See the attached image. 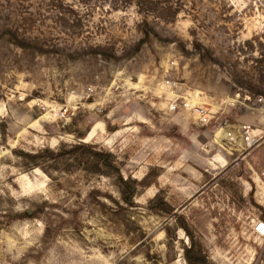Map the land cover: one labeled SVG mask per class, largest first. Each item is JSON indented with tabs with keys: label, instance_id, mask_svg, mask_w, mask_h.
<instances>
[{
	"label": "rangeland",
	"instance_id": "1",
	"mask_svg": "<svg viewBox=\"0 0 264 264\" xmlns=\"http://www.w3.org/2000/svg\"><path fill=\"white\" fill-rule=\"evenodd\" d=\"M262 220L264 0H0V264H264Z\"/></svg>",
	"mask_w": 264,
	"mask_h": 264
},
{
	"label": "trees",
	"instance_id": "2",
	"mask_svg": "<svg viewBox=\"0 0 264 264\" xmlns=\"http://www.w3.org/2000/svg\"><path fill=\"white\" fill-rule=\"evenodd\" d=\"M80 149L93 153V155L95 157V164L97 165L96 167L101 166L102 161H103L104 165H106L107 167H110L113 171H115V173L117 175L118 186L120 188L121 194L124 195V197H125V199H127V201H132V199L136 195V188L133 185L137 184V180L133 179L132 177H125V175L123 174V172L121 170V167L118 165V162L114 159L113 154L112 153H104V150L99 148L98 146H96L94 144H85V143H80V144H76V145L72 146L70 152H68V153L75 155L76 152ZM44 151H49V150H44ZM82 152H84V151H82ZM32 156L36 157V155H32ZM127 189H130V193L128 196H126ZM203 251H204V249L202 248V246L197 245V244H194L191 247H189L187 249V254H186L187 259L189 261V264H193L192 259H194V253H196V254H197V252L202 253ZM203 259L205 260V257L204 258L203 257L198 258V261L203 262L204 261Z\"/></svg>",
	"mask_w": 264,
	"mask_h": 264
},
{
	"label": "built area",
	"instance_id": "3",
	"mask_svg": "<svg viewBox=\"0 0 264 264\" xmlns=\"http://www.w3.org/2000/svg\"><path fill=\"white\" fill-rule=\"evenodd\" d=\"M171 108L175 109L176 105L173 104ZM241 130L243 131V134L245 135V139L249 142V144H251L254 141V139L252 137V133H251L252 131H251L250 126L247 124H244L243 126H241ZM228 136L232 137L233 136L232 132H229ZM256 229L260 235L264 236V220L258 222Z\"/></svg>",
	"mask_w": 264,
	"mask_h": 264
}]
</instances>
